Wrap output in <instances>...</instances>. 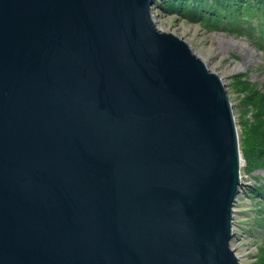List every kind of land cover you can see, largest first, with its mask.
I'll list each match as a JSON object with an SVG mask.
<instances>
[{
  "label": "water",
  "instance_id": "95a60500",
  "mask_svg": "<svg viewBox=\"0 0 264 264\" xmlns=\"http://www.w3.org/2000/svg\"><path fill=\"white\" fill-rule=\"evenodd\" d=\"M157 0H0V264H240L239 133Z\"/></svg>",
  "mask_w": 264,
  "mask_h": 264
},
{
  "label": "rangeland",
  "instance_id": "374dc122",
  "mask_svg": "<svg viewBox=\"0 0 264 264\" xmlns=\"http://www.w3.org/2000/svg\"><path fill=\"white\" fill-rule=\"evenodd\" d=\"M150 13L157 30L187 42L210 72L222 79L233 107L240 137L242 114L239 103L242 94L234 87V78L243 75V80L255 84L264 93V51L245 36H233L224 32L207 33L198 24L160 13L154 4ZM243 167L244 163L241 167L242 185L233 206L234 235L231 248L234 249L240 264H255L257 247L264 241V226L255 225L259 205L246 190L250 191L251 186L257 184V180L264 176V171L255 170L249 175L243 172ZM256 197L261 199L258 194ZM262 200L264 202V198Z\"/></svg>",
  "mask_w": 264,
  "mask_h": 264
},
{
  "label": "trees",
  "instance_id": "16d2710c",
  "mask_svg": "<svg viewBox=\"0 0 264 264\" xmlns=\"http://www.w3.org/2000/svg\"><path fill=\"white\" fill-rule=\"evenodd\" d=\"M154 5L160 13L198 24L207 33L245 36L264 51V0H157ZM243 78V75L234 78V87L242 94L239 142L243 172L250 175L255 170L264 171V93ZM261 180L264 181V176L250 191L246 190L259 205L255 218L258 227L264 226V183ZM255 264H264V241L257 247Z\"/></svg>",
  "mask_w": 264,
  "mask_h": 264
},
{
  "label": "bare ground",
  "instance_id": "6f19581e",
  "mask_svg": "<svg viewBox=\"0 0 264 264\" xmlns=\"http://www.w3.org/2000/svg\"><path fill=\"white\" fill-rule=\"evenodd\" d=\"M157 29V28H156ZM243 158V157H242ZM243 163H244V160H243V162H241V167H242V165H243ZM242 177V176H241Z\"/></svg>",
  "mask_w": 264,
  "mask_h": 264
}]
</instances>
